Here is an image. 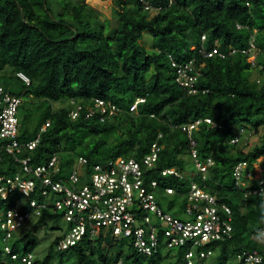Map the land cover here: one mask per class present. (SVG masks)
<instances>
[{"label":"trees","instance_id":"1","mask_svg":"<svg viewBox=\"0 0 264 264\" xmlns=\"http://www.w3.org/2000/svg\"><path fill=\"white\" fill-rule=\"evenodd\" d=\"M98 1L103 7L106 0ZM113 13L117 25L111 28L109 20L100 21L85 0H0V76L9 68L8 78L21 89L15 92L0 84L23 100L19 140L33 141L41 133L36 149L26 150L23 157L37 166L56 155L65 178L78 157L86 158L92 169L120 157L142 159L158 142L160 159L146 182L156 181L159 204L166 213L187 222L193 182L216 198L222 220L224 208L231 211V237L194 247V264L230 260L244 264L238 256L254 250L264 264V244L255 240L264 229V205L253 194L264 179V0H113ZM146 34L153 39L151 52L141 45ZM252 38L258 52L255 66L248 55L231 53L248 49ZM200 48L217 53L207 58ZM193 60L195 71L202 74L196 94L177 82L179 68L173 66ZM18 72L30 79L29 86ZM139 98L145 103L130 113ZM97 99L104 102L105 114ZM58 103L62 106L54 109ZM111 106L118 110L112 115ZM79 107L78 118L72 120L70 113ZM205 119L221 126L212 128L202 121L193 131L200 161L212 158L215 163L208 177L162 175L164 169H193L191 141L183 126ZM252 134L260 136V142L246 150ZM233 139L237 142L231 144ZM242 162L247 163L244 173L251 176L238 185L233 170ZM16 175H24L21 165L3 154L0 176ZM166 188L174 193L165 195ZM35 198L39 199L25 198L19 191L7 198L0 194V264H23L22 259L38 249L39 231L53 219L63 221L61 214L44 212L4 240L1 224L6 214L18 206L21 212L30 210ZM152 225L159 245L147 256L135 247L134 237L107 241L102 228L59 251L71 228L66 223L62 235L45 250L46 256L34 255L35 264H64L66 257L74 258L75 264H162L174 250L176 262L171 264H187L193 241L168 248L167 224L154 219ZM166 249L170 255L163 257ZM208 251L212 255L202 259L200 253ZM57 257L60 262H55Z\"/></svg>","mask_w":264,"mask_h":264},{"label":"built area","instance_id":"2","mask_svg":"<svg viewBox=\"0 0 264 264\" xmlns=\"http://www.w3.org/2000/svg\"><path fill=\"white\" fill-rule=\"evenodd\" d=\"M205 39L203 36L202 41ZM249 45L248 49L241 51L233 49L231 53L241 52L248 55L249 62L255 66L258 52L254 38ZM195 49L196 47L192 48V50ZM200 49L199 52L207 58L217 53L216 50L208 52L204 48ZM169 57L172 59L171 56ZM194 62L195 60L182 67L173 62V66L179 68L177 82L189 88L190 93L196 94L198 93L195 87L196 82L202 74L195 71ZM17 77L27 86L30 85V79L24 73H17ZM22 102V98L0 85V160L3 154L9 155L21 165L24 173L23 176H0V194L3 198H7L9 194L19 191L25 198L37 195L39 199H32L31 209L26 212H21V207L18 206L6 214V220L1 224V229L6 231L4 240H8L12 233L26 224L29 219L38 218L48 211L61 214L62 220L71 225L66 238L57 248L59 251L76 245L86 234L93 237L102 228L104 234L112 240L134 237L135 247L143 254L150 256L157 251L159 245L156 228L152 225L154 219L167 224L168 230L165 234L169 237L168 248L183 247L188 240L193 241L192 247L186 254L187 264H194L193 258L196 255L194 247L231 237V211L224 208L226 219L222 220L216 206V198L199 190L195 185L192 187L189 203L186 206L189 221L181 222L160 207L156 195V181L146 182V176L154 169L159 159L160 148L157 144L152 146L151 154L140 160L117 158L115 161L96 164L92 169L88 167L86 158L78 157L67 171L65 178L62 177L63 169L56 155L43 165H31V158H25L23 154L26 150L36 149L41 140V133L33 141L19 140L18 115ZM143 102L145 99H137L130 106V113H136L139 104ZM96 105L103 114L107 112L102 100L97 99ZM80 109L79 107L70 113L72 120L78 118ZM117 111L115 106H111V115ZM198 124L199 122L184 128L191 141L192 157L196 162H198V155L192 134L193 128ZM48 127L49 123L45 124L41 132L46 131ZM231 142L236 143L237 139ZM210 165H213L212 160H209L206 165L198 163L197 167L205 173ZM246 169L245 162L235 166L233 176L238 185L250 178V173H244ZM162 174H176L181 177L175 169L164 170ZM259 183V189L254 190L253 194H256L264 205V179ZM167 192L173 193L170 189H167ZM202 203L205 205L203 206ZM258 237L264 242V229ZM6 251L8 254L11 253L10 248H6ZM211 255V251L200 253L202 259L209 258ZM12 259L17 258L13 256ZM238 260L244 264H263V256L256 250L243 252L238 256ZM22 263L35 264L34 255L29 254L24 257Z\"/></svg>","mask_w":264,"mask_h":264},{"label":"rangeland","instance_id":"3","mask_svg":"<svg viewBox=\"0 0 264 264\" xmlns=\"http://www.w3.org/2000/svg\"><path fill=\"white\" fill-rule=\"evenodd\" d=\"M85 3L88 5L89 9H91L94 12V15L98 16L100 21H106L109 20L110 27L114 28L117 25V20L113 13V0H106L102 4L103 7H101V2L98 0H85ZM153 39L146 34L144 39L141 42V45H143L149 52L153 50ZM11 75V70L8 68L6 69L2 75L0 76V82L5 83L7 87L11 88L12 91H19L21 88L18 86V82L12 78H8ZM62 105L61 104H53L54 109H59ZM21 110H24V107H22ZM22 115V114H21ZM247 141V148L246 150H249L252 146L255 144H258L260 142V136H255L252 134V137H250ZM189 162V161H188ZM187 171H189L187 169ZM58 227L59 229L52 230L51 228ZM66 228V223L64 221L53 219L51 222H49L47 228L42 229L39 231L38 238H40V243L38 245V249L34 251V255L38 259H43L46 256V251L49 246L52 244V242L58 237L62 235V232ZM47 234V236H46ZM107 241H110V237L107 238ZM106 241V242H107ZM120 249L126 250V247H120ZM175 251H172L171 255L170 252L166 249L163 250L162 256L165 257L167 254L170 255V257H167L162 264H171L175 263L176 259L172 258L175 257ZM55 262H60L59 258H56ZM236 260H230L229 264H236ZM64 264H75L74 258L66 257L64 260Z\"/></svg>","mask_w":264,"mask_h":264},{"label":"clouds","instance_id":"4","mask_svg":"<svg viewBox=\"0 0 264 264\" xmlns=\"http://www.w3.org/2000/svg\"><path fill=\"white\" fill-rule=\"evenodd\" d=\"M19 73V72H18ZM31 83V82H30ZM1 85V84H0ZM24 85H26V84H24ZM27 86V85H26ZM143 103H145V102H143ZM142 104V103H141ZM20 109V108H19ZM130 109V108H129ZM130 112V111H129ZM19 116V115H18ZM71 117V116H70ZM20 119V118H19ZM202 121H204V122H206L208 125H210L212 128H217V127H221L220 125H217L216 123H214L211 119H205V120H198V121H196V122H194V123H191V124H187V125H185V126H183V130H184V128H188L189 126H193V125H195L197 122H199V124L202 122ZM199 124L198 125H196L194 128H193V131H194V129L197 127V126H199ZM185 131V130H184ZM186 132V131H185ZM160 136V135H159ZM158 136V140L159 139H161V137H162V135H161V137H159ZM192 139H193V134H192ZM194 140V139H193ZM234 140V139H233ZM195 141V140H194ZM232 141V140H231ZM196 142V141H195ZM154 144H157L158 146H159V144H158V142H155ZM153 144V145H154ZM231 144H234V143H232L231 142ZM196 146H197V143H196ZM196 146H195V150L197 151V148H196ZM190 147H191V143H190ZM159 148H160V151H159V159H160V153H161V150H162V148L159 146ZM151 150H152V147H151ZM151 150H150V153H148V154H146L145 156H147V155H149V154H151ZM191 154H192V147H191ZM197 155H198V152H197ZM145 156H143L142 158H144ZM120 158H122V157H120ZM193 158V157H192ZM127 159V158H126ZM129 159V158H128ZM159 159H158V161H159ZM194 159V158H193ZM138 160H140V159H138ZM209 160H212V162H213V165H210L209 167H208V169H207V171L204 173V172H201L199 169H198V167H197V164L199 163V164H201V165H206L207 163H208V161ZM158 161H157V163H158ZM157 163L155 164V166H154V168L156 167V165H157ZM215 165V163H214V160L212 159V158H209L206 162H202V161H200V159H199V157H198V162H196L195 161V159H194V165H193V169L192 170H190V171H179L177 168H170V169H175L176 170V172H177V174H179V175H181V177H179L178 175H176V174H167V175H171V176H175V177H177V178H180V179H183V178H186V176H188L189 178H193V177H195V176H201L203 179H206L207 177H208V173H209V171H210V169L213 167ZM164 170H168V169H164ZM163 170V171H164ZM162 171V172H163ZM234 171V170H233ZM163 175V174H162ZM167 175H164V176H167ZM196 186L199 190H201V191H203L202 189H200V187L196 184V183H192L191 184V189H190V191H189V193H188V196H187V198H188V203H189V196L191 195V192H192V187L193 186ZM167 189H170V190H172L173 191V189H171V188H166L165 189V195H170V194H173L174 193V191H173V193H168L167 192ZM204 192V191H203ZM206 193V192H205ZM206 194H208V193H206ZM156 195H157V190H156ZM208 195H210V194H208ZM210 196H212V195H210ZM214 197V196H213ZM157 199H158V195H157ZM158 202H159V199H158ZM160 205V204H159ZM161 207V206H160ZM162 208V207H161ZM259 236V235H258ZM109 237V236H108ZM111 240V239H110ZM264 243V242H263Z\"/></svg>","mask_w":264,"mask_h":264},{"label":"crops","instance_id":"5","mask_svg":"<svg viewBox=\"0 0 264 264\" xmlns=\"http://www.w3.org/2000/svg\"><path fill=\"white\" fill-rule=\"evenodd\" d=\"M255 240H257L258 242H260V243H262V244H264L262 241H261V239L257 236V237H255Z\"/></svg>","mask_w":264,"mask_h":264}]
</instances>
